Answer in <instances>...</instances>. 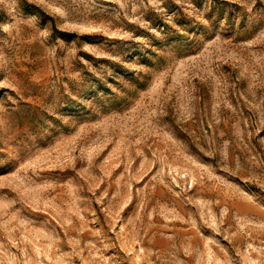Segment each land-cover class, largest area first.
Returning a JSON list of instances; mask_svg holds the SVG:
<instances>
[{
	"label": "rangeland",
	"instance_id": "obj_1",
	"mask_svg": "<svg viewBox=\"0 0 264 264\" xmlns=\"http://www.w3.org/2000/svg\"><path fill=\"white\" fill-rule=\"evenodd\" d=\"M0 264H264V0H0Z\"/></svg>",
	"mask_w": 264,
	"mask_h": 264
}]
</instances>
